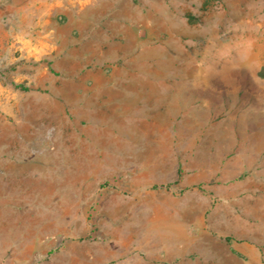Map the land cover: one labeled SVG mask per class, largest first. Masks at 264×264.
<instances>
[{
  "label": "rangeland",
  "instance_id": "1",
  "mask_svg": "<svg viewBox=\"0 0 264 264\" xmlns=\"http://www.w3.org/2000/svg\"><path fill=\"white\" fill-rule=\"evenodd\" d=\"M56 1L0 0V140L10 94L38 89L42 68L78 47L76 18L57 15ZM191 5L183 34L165 36L162 66L185 89L154 124L112 125L87 137L96 155L56 164L43 179L44 250L113 249L150 226L188 223L196 212L184 204H201L207 222L223 204L249 218L264 203V0Z\"/></svg>",
  "mask_w": 264,
  "mask_h": 264
},
{
  "label": "crops",
  "instance_id": "2",
  "mask_svg": "<svg viewBox=\"0 0 264 264\" xmlns=\"http://www.w3.org/2000/svg\"><path fill=\"white\" fill-rule=\"evenodd\" d=\"M193 1L52 3L57 15L76 18L80 39L64 59L42 68L38 89L14 91L3 105L9 121L0 140V264H264V203L250 205L249 218L223 204L207 222L201 204H184L196 212L188 223L150 226L97 253L42 247L43 179L55 175L56 164L96 155L87 137L112 125L154 124L156 115H169L172 90L185 89L162 66L171 49L165 36L183 34Z\"/></svg>",
  "mask_w": 264,
  "mask_h": 264
},
{
  "label": "trees",
  "instance_id": "3",
  "mask_svg": "<svg viewBox=\"0 0 264 264\" xmlns=\"http://www.w3.org/2000/svg\"><path fill=\"white\" fill-rule=\"evenodd\" d=\"M178 182H176V184H177ZM172 187V184H168V185H163V186H161V188H163V189H169V188H171Z\"/></svg>",
  "mask_w": 264,
  "mask_h": 264
}]
</instances>
